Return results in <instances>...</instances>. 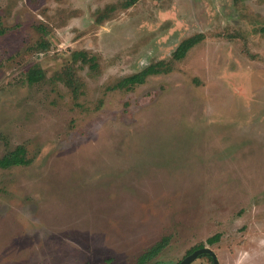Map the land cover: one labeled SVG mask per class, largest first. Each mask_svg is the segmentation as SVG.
Instances as JSON below:
<instances>
[{"label":"rangeland","instance_id":"374dc122","mask_svg":"<svg viewBox=\"0 0 264 264\" xmlns=\"http://www.w3.org/2000/svg\"><path fill=\"white\" fill-rule=\"evenodd\" d=\"M0 22V159L30 162L0 169V264H136L164 237L149 264H264V0H0Z\"/></svg>","mask_w":264,"mask_h":264},{"label":"trees","instance_id":"16d2710c","mask_svg":"<svg viewBox=\"0 0 264 264\" xmlns=\"http://www.w3.org/2000/svg\"><path fill=\"white\" fill-rule=\"evenodd\" d=\"M262 31L264 32V28L262 29ZM5 32L6 29L2 28V24L0 22V36L5 34ZM200 42H201L200 36L192 37L183 41L174 52L173 55L174 59L178 61L184 59L187 53ZM166 68L167 67L165 66L164 63H158L156 65L150 66L149 68L143 70L142 72L129 76L126 79L120 81L116 86L112 87V89L116 90L122 88H133L134 86L137 85H143L145 84L146 80L151 76L159 75L162 73H168V71L170 70ZM40 78L41 76L38 72V73H32L29 79L31 82H37L39 81ZM29 163H30L29 160L26 159V149L20 146L0 159V169L22 167L28 165ZM220 239H221V234H216L210 237L207 240V243L210 245H215L219 243ZM170 240H171L170 237H164L162 240H160L151 248H149L145 253H143L138 258L136 264H149L150 262L154 261L168 247V245L170 244ZM202 248H204V245H200L197 249H202ZM204 257H208L213 264V260L210 256L205 255Z\"/></svg>","mask_w":264,"mask_h":264},{"label":"water","instance_id":"95a60500","mask_svg":"<svg viewBox=\"0 0 264 264\" xmlns=\"http://www.w3.org/2000/svg\"><path fill=\"white\" fill-rule=\"evenodd\" d=\"M205 255H208L212 258L213 264H220L214 251L208 247L196 250L193 254L185 258L181 264H192L195 260Z\"/></svg>","mask_w":264,"mask_h":264}]
</instances>
